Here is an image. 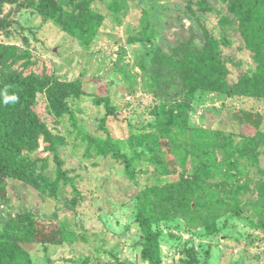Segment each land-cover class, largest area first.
<instances>
[{"label": "rangeland", "instance_id": "obj_1", "mask_svg": "<svg viewBox=\"0 0 264 264\" xmlns=\"http://www.w3.org/2000/svg\"><path fill=\"white\" fill-rule=\"evenodd\" d=\"M200 1L92 0L101 22L87 42L77 15L0 0V77L19 71L79 80L114 107L103 126L105 102L71 96L70 112L58 118L39 95L35 109L59 140V162L44 143L26 157L37 161V174L48 162L50 185L39 180V189L0 173V235L36 220L37 238L20 241L30 264H149L138 216L148 195L162 264H264V174L257 172L264 170V144L257 160L254 151L240 153L243 133H264V97L199 87L201 96L192 99L180 85L163 81L159 88L152 78L146 31H155V47L168 56L180 42L201 46L202 32L185 12ZM205 1L212 6L208 32L232 41L223 53L228 81L254 75L259 65L240 21L223 0ZM108 142L130 153L137 178L124 159L97 152V143Z\"/></svg>", "mask_w": 264, "mask_h": 264}, {"label": "trees", "instance_id": "obj_2", "mask_svg": "<svg viewBox=\"0 0 264 264\" xmlns=\"http://www.w3.org/2000/svg\"><path fill=\"white\" fill-rule=\"evenodd\" d=\"M32 2L39 4L46 12L57 14L58 17H61V14L68 17L77 15L81 19V28L87 35V42L95 38L101 18L90 7L92 0H59V2L32 0ZM223 3L228 4V11L233 13L237 21H240L242 36L254 52L259 71L254 75L242 77L236 83L228 81V67L223 53L226 47L232 45V41L227 35L217 38L208 32L207 13L212 6L209 2L202 0L191 4L185 11L193 13L189 20L195 27L198 25L202 32L201 46H193L190 42H180L168 56L162 48L155 47V31L153 29L146 31V46L148 54L152 56V78L159 88L163 81L169 84L175 83L180 85L183 92L192 99L201 96L197 93L199 87L205 89L202 92L205 94L218 92L224 96L243 94L264 97V0H223ZM179 12L182 13L183 10L179 9ZM227 20V16L222 15L218 25L224 27L229 22ZM42 93L46 94L49 108L58 118L70 112L67 99L71 96L93 99L96 104L105 102L108 113L103 119V126L108 115L114 112V107L111 106L108 98L87 92L79 80L45 81L35 72L19 71L6 72L0 77V173L7 178L20 179L39 189H43L38 183L39 180L46 181L50 185L47 174L44 172L48 162H43V169L37 174V161L32 162L27 159L26 154L36 151L44 143L47 145L46 149L52 152L55 160L59 162L57 149L59 140L54 137L35 109L38 97ZM12 95L18 99L5 103L6 96ZM242 137L246 149L240 153L245 156L250 154V151H254L253 156L257 160L259 147L264 144V133H256L254 136L243 133ZM96 150L105 156L112 152L116 158L124 159L128 175L133 179L137 178L134 159L130 153L116 149V145L113 147L109 142L106 145L97 143ZM156 159L157 157H154V163L159 164ZM231 165H234V160ZM202 170L207 174L212 172V169L206 166ZM257 172L264 174V170H257ZM197 175L195 171L194 176ZM2 186L4 185L0 183V187ZM149 196L138 214L143 230L142 257L149 264H162L159 235L152 227L154 209ZM26 221L14 223L9 230L0 235V264H30L29 255L20 241L23 237L26 241L35 240L37 226L33 217H28Z\"/></svg>", "mask_w": 264, "mask_h": 264}, {"label": "clouds", "instance_id": "obj_3", "mask_svg": "<svg viewBox=\"0 0 264 264\" xmlns=\"http://www.w3.org/2000/svg\"><path fill=\"white\" fill-rule=\"evenodd\" d=\"M17 99H18V97H16L15 95L6 96L5 103H7L8 101H16Z\"/></svg>", "mask_w": 264, "mask_h": 264}]
</instances>
